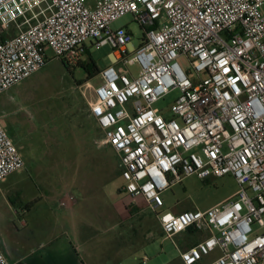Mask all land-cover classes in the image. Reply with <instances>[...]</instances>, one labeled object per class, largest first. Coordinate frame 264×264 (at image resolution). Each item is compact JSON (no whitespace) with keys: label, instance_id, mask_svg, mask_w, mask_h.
Segmentation results:
<instances>
[{"label":"built area","instance_id":"obj_1","mask_svg":"<svg viewBox=\"0 0 264 264\" xmlns=\"http://www.w3.org/2000/svg\"><path fill=\"white\" fill-rule=\"evenodd\" d=\"M127 15L144 30L138 48L112 28ZM88 41L113 50L89 110L132 204H146L166 238L209 234L180 252L183 264L217 252L208 264H264V0H0V96L52 57L77 67ZM175 91L170 107L156 106ZM24 167L0 118V184ZM227 175L238 190L221 204L164 210L173 185ZM0 264H12L1 247Z\"/></svg>","mask_w":264,"mask_h":264},{"label":"rangeland","instance_id":"obj_2","mask_svg":"<svg viewBox=\"0 0 264 264\" xmlns=\"http://www.w3.org/2000/svg\"><path fill=\"white\" fill-rule=\"evenodd\" d=\"M112 28L131 32L132 46L139 47L144 30L132 15L114 22ZM86 47L88 55L80 67L66 66L52 57L41 71L11 88L8 94L19 101L11 107V115L3 120L11 139L21 148L18 149L25 167L0 184V201L13 205L12 211L6 210L3 218L0 217V247L10 258L25 257L52 224L51 208L57 209L59 202L73 196L71 207H79L81 223L107 219L111 226L121 223L113 234L133 236V229H137L144 238L150 237L140 249L149 262L177 258V239L165 237L155 213L143 202L138 205L142 204L140 210L144 215H134V208L130 210L132 216L123 215V206L129 207L132 202L123 192L125 182L120 176L117 152L110 146L98 149L96 145L82 150L81 145L87 146L88 138L98 134L97 127L88 118L89 102L95 100L99 72L110 65L113 53L110 46L98 48L90 41ZM180 61L185 69L191 68L186 58ZM83 63L92 72L91 79ZM8 95L1 96L0 103ZM179 95L175 91L156 106L170 107ZM82 154L86 155V161H80L81 157L77 162L65 163ZM237 190V182L231 175L207 180L192 176L163 193L164 210L174 214L186 209L205 211L226 201ZM26 204L35 205V209L24 217L21 212Z\"/></svg>","mask_w":264,"mask_h":264},{"label":"crops","instance_id":"obj_3","mask_svg":"<svg viewBox=\"0 0 264 264\" xmlns=\"http://www.w3.org/2000/svg\"><path fill=\"white\" fill-rule=\"evenodd\" d=\"M10 90L8 93L6 92L7 95L10 94ZM8 97L9 98H7L6 101L0 103V118L5 127L6 123L3 120L4 117L6 118L11 115V107L13 104H18L19 101L16 96L8 95ZM88 115L89 120L97 127L98 134L96 137L88 138L87 146L85 143L81 145L83 151H87L88 146L95 147L96 142L102 140L104 137V133L98 123L91 118L90 110ZM85 158L86 155L82 154L79 158L65 163H70L72 161L77 162L79 160L86 161ZM33 169L35 171L36 168ZM64 198L65 196L58 200L61 201ZM61 203L59 202L57 209L51 208L50 217L52 218V224L49 225L47 233L42 240L25 257L10 258L4 253L12 264H183L180 258V252L189 250L191 247L197 245L209 236L207 232H197L190 229L184 234L177 235L174 238L177 239L175 242V246L178 249L177 258H163L161 261L149 262V259L143 258L140 249L147 244L150 237L147 239L144 238L137 229H133V236L113 234L114 231L119 230L117 227L122 225L119 223L117 226H111V221L108 219L105 221L85 220V223H81L78 212L79 207H71L73 203H68L67 206H62ZM6 204L0 201L1 218L5 215L6 210L12 211V202L11 204ZM141 205L142 204H131L129 207L123 206V215L132 216L130 210L133 208L136 210L134 215H142L143 212L140 210ZM144 205L147 207L146 204ZM34 209L35 205L26 204L24 208H22L21 216L25 217L30 215ZM183 211H177L176 214ZM17 215L20 214L18 213ZM23 224L24 226H27L25 221ZM213 255L209 257H212ZM218 256L219 255L213 256L211 259L206 257L201 264H208ZM145 260L146 263H143Z\"/></svg>","mask_w":264,"mask_h":264},{"label":"trees","instance_id":"obj_4","mask_svg":"<svg viewBox=\"0 0 264 264\" xmlns=\"http://www.w3.org/2000/svg\"><path fill=\"white\" fill-rule=\"evenodd\" d=\"M86 55H88V53H86ZM81 64H82V62L77 66V67H80L81 66ZM64 65H66V66H68L67 64H65L64 63ZM83 66L85 67V68H87L88 69V67H86V65H84V63H83ZM96 70H98L97 68H95V71ZM88 71H89V79H91L92 77H93V74H92V72H90V70L88 69Z\"/></svg>","mask_w":264,"mask_h":264},{"label":"snow or ice","instance_id":"obj_5","mask_svg":"<svg viewBox=\"0 0 264 264\" xmlns=\"http://www.w3.org/2000/svg\"><path fill=\"white\" fill-rule=\"evenodd\" d=\"M225 71H228V69H225ZM170 219H172V217H165V220L167 221V220H170ZM178 223H179V221H178Z\"/></svg>","mask_w":264,"mask_h":264},{"label":"clouds","instance_id":"obj_6","mask_svg":"<svg viewBox=\"0 0 264 264\" xmlns=\"http://www.w3.org/2000/svg\"><path fill=\"white\" fill-rule=\"evenodd\" d=\"M176 223L178 224V221Z\"/></svg>","mask_w":264,"mask_h":264}]
</instances>
